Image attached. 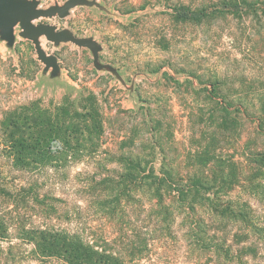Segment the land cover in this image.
Masks as SVG:
<instances>
[{"label": "rangeland", "instance_id": "rangeland-1", "mask_svg": "<svg viewBox=\"0 0 264 264\" xmlns=\"http://www.w3.org/2000/svg\"><path fill=\"white\" fill-rule=\"evenodd\" d=\"M63 1L39 0L38 7ZM97 1L108 11L78 5L63 18L40 16L34 23L54 24L77 36H92L101 45L100 62L115 66L123 82L109 70L96 69L90 49L70 41L54 45L45 36L40 37L45 52L57 57L59 74L51 77V67L43 71L44 63L37 58L33 43L18 34V25L11 47L0 40V188L10 193L0 194V211H9L7 217L25 216L30 226L91 232L103 240L114 237L108 247L125 254L131 249L125 247L133 241L137 243L135 249L140 247L141 251L128 257L131 264H264V241L255 243V255L244 252L242 246L256 240L254 236H234L244 230L238 223L225 226L229 257L197 247L194 240L187 239L182 215L168 218L163 223L166 231H155L150 237L145 234L152 228L144 217L146 197L140 206L143 210L140 203L127 205L123 218H103L99 213L88 216L87 206L95 203L94 199L89 201L82 172L119 169L120 165L111 159L64 166L69 180L36 185L39 197L46 195L47 203L54 206L50 215L38 211L37 204L30 200H21L20 196L17 201L13 199L26 182L23 171L12 164L4 147L7 131L2 123L17 136H34V126L52 118L56 107L68 100L80 112L92 104L99 110L102 131L84 134L99 138L96 155L150 157L153 153L156 169L163 158L182 174L210 171L218 164L226 168L225 161L234 160L242 179L238 177L233 196L247 200L261 218L264 215V181L262 193H248L245 178L249 168L244 159L246 152L264 149V127L263 131L257 129L254 117L238 110L239 106L251 108L264 102L261 11L219 8L222 11L201 22H182L174 18L173 5L182 2L196 8L217 0ZM222 105L230 108L229 117L235 116L234 126L230 119L222 121L216 115L215 110ZM204 150L202 163H197L193 156ZM76 173L80 175L73 177ZM201 216L207 219L206 213ZM0 264L39 263L27 258L14 262L2 259Z\"/></svg>", "mask_w": 264, "mask_h": 264}, {"label": "trees", "instance_id": "trees-1", "mask_svg": "<svg viewBox=\"0 0 264 264\" xmlns=\"http://www.w3.org/2000/svg\"><path fill=\"white\" fill-rule=\"evenodd\" d=\"M261 6H257L258 4ZM258 8L264 15V0L260 2L250 0H217L209 4L192 8L188 3H178L172 6L174 18L182 22H201L214 16L219 8L227 11H239L241 8ZM207 93L210 95L209 91ZM212 95L209 96V98ZM93 95L90 98L93 99ZM216 99V97H215ZM217 101V100H216ZM223 104V101L217 103ZM245 116L252 115L256 121V128L263 131L264 102L251 108H240ZM85 109V108H84ZM237 109V108H236ZM234 109V110H236ZM220 120L227 118L233 126L235 116L229 117L230 108L222 105L216 109ZM52 118L34 126L37 134L31 137L17 136L7 130L4 147L12 164L23 171L26 185H21L20 193L12 196L37 204L38 211L51 214L54 209L47 203L48 197L36 193V185L62 183L69 180L64 166L76 162L91 163L111 159L116 161L119 169H108L106 172L84 170L83 179L86 184L89 201L95 203L87 206L88 216L99 213L103 218L119 219L126 216L127 205L139 204L142 206L143 197L147 202L144 217L152 228L145 234L154 237L155 231L163 233L166 227L163 223L172 216L182 215L185 225L183 235L194 240L197 247L212 250L225 257L231 255V248H227L224 233L229 222L240 224L244 228L236 237L248 238L252 241L242 246L246 253L254 254L255 243L264 241V215L261 218L255 207L247 200H239L233 196L235 187L239 184L238 164L234 160H227L226 168L217 165L207 171H193L180 173L161 159L159 168L153 165L154 155L150 157L140 155H109L102 158L96 155L99 138L85 137V133H100L102 122L98 118L99 110L92 104L84 112L71 107L68 100L56 107ZM98 119V121H97ZM91 120V122H90ZM93 121V122H92ZM202 152L193 156L197 163H202ZM217 162L221 159L214 158ZM249 168L245 180L248 193L257 195L263 191L264 181V149L248 151L244 156ZM237 166V167H236ZM81 173V174H82ZM80 175L74 174L73 177ZM240 179H242L240 177ZM37 190V189H36ZM96 190H98L97 193ZM0 194L9 195L5 188H0ZM20 196V197H18ZM17 201V200H16ZM33 204V205H34ZM14 205V204H13ZM14 207H17L16 205ZM129 207V206H128ZM12 209V208H11ZM55 211V210H54ZM128 211V209H127ZM202 211V212H199ZM9 211H0V262L32 259L39 264H131L130 258L140 253L137 243L130 242L125 249L128 253L114 250L109 241L114 237L103 240L91 232L80 233L56 229L54 227L30 226L23 217L6 216ZM201 213H206L203 219ZM260 218H258L257 216ZM22 219V220H21ZM240 230V228H239ZM6 243V245H4ZM31 245L30 248L26 247ZM139 245V244H138ZM133 250V251H132ZM255 255V254H254ZM130 257V258H127Z\"/></svg>", "mask_w": 264, "mask_h": 264}, {"label": "water", "instance_id": "water-1", "mask_svg": "<svg viewBox=\"0 0 264 264\" xmlns=\"http://www.w3.org/2000/svg\"><path fill=\"white\" fill-rule=\"evenodd\" d=\"M39 0H0V40L6 42V46L11 47L15 40L14 28L18 25V34L34 45L37 58L44 63L43 71L46 72L50 67V76L55 77L59 74L57 57L48 54L40 44V37L45 36L54 45L62 41H70L77 46L87 47L92 54V64L96 69L109 70L121 82L122 77L117 68L111 64L100 62L98 51L101 45L92 36H77L68 28L58 29L56 25L39 22L34 20L40 16L60 18L69 14L70 9L78 6H95L100 10L108 11L107 8L97 0H64L61 4L55 2L48 7H38Z\"/></svg>", "mask_w": 264, "mask_h": 264}]
</instances>
